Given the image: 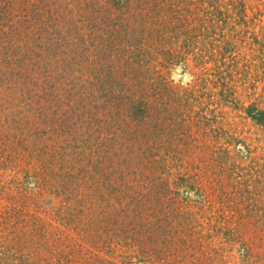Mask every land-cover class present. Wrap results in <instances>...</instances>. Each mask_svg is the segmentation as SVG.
<instances>
[{
	"label": "rangeland",
	"instance_id": "obj_1",
	"mask_svg": "<svg viewBox=\"0 0 264 264\" xmlns=\"http://www.w3.org/2000/svg\"><path fill=\"white\" fill-rule=\"evenodd\" d=\"M106 1L0 0V89L9 86L13 91H8L9 97H17L14 91L23 90L26 97L22 102L0 104V116L5 117L0 118V132L14 139L19 129L10 127L28 123L30 118L39 129V137L36 132L27 136L42 138L51 147L64 146L73 155L83 154L84 139L92 135L103 142L100 133L126 118L118 102L128 95V90L114 74V64L122 65L121 57L134 59V63L143 64L135 69L146 74L139 84L143 83V93L147 95L143 100L151 104L142 111L129 110L133 117L150 113L147 116L162 119L159 127L163 129L167 123L170 132L174 130L172 141L152 152L176 165L180 175L189 176L198 192L184 198L180 191L172 199L157 200L159 204L144 210L146 217L136 219L135 225L129 218L125 228L118 225L97 229L92 221H85L80 230H75L53 221L49 212L57 201L52 197L56 196L55 186L50 184L46 194L36 197V181L46 180L34 178L23 186L34 196L29 198H36L37 205L43 208L35 207L34 213L40 214L47 224L52 221L55 225L54 231L47 232L45 243H56L60 249L79 243L73 249L66 248L64 264L73 254L79 257L76 262L82 261L78 264H264V126L252 116L264 110V0H127L130 4ZM87 4L99 9L93 18L90 16L96 19L95 23L98 21L97 26L71 23L70 19L78 14L70 12L61 15L64 26L59 22V7L82 5L86 11ZM110 12L118 14L110 18ZM157 18L172 25L171 32L180 34L179 41L167 35L163 38L166 44H161V33L149 26L141 28L149 20L148 24L156 25L157 30L162 26ZM117 21L125 26L113 33L121 28L116 26ZM132 23L139 29L135 25L132 31L127 26ZM77 27L83 31L80 37L85 38L79 48L73 45L78 37ZM104 33L120 35L113 43ZM186 38L191 44L183 48ZM108 39L112 41L111 52L98 60ZM102 41L104 46L100 47ZM157 50L180 51L182 56L162 64L149 58L145 61V51ZM157 84L159 90L154 88ZM60 86L65 90L64 96L69 93L71 98L75 93L92 100L93 104L87 102V106L99 107L104 102L98 116L77 121L75 114L80 110H74L71 103L68 119L58 125L55 102L68 110V101L55 97ZM136 93L139 98L140 93ZM107 109L108 113L103 114ZM169 133L159 132L155 140ZM149 141L144 139L139 144L141 148L136 143L128 147H134V152H146ZM87 143L90 146L94 141L89 138ZM158 148L164 150L160 153ZM102 154L101 149L95 160ZM4 160L0 157L5 168L0 177L5 183L20 180L21 173L4 165ZM139 195L130 196L136 205ZM139 206H144V201ZM155 206L158 214H154ZM104 210L93 214L87 210L83 216L94 218ZM139 227L145 234L137 231ZM114 232L119 234L114 241L94 247L101 245L105 238L102 234ZM94 238L100 242H92ZM3 245L7 254L0 264H19L15 260L22 257L19 251L33 253L26 264H32V258L46 264H62L58 257L41 256L42 248L25 247L19 236Z\"/></svg>",
	"mask_w": 264,
	"mask_h": 264
},
{
	"label": "trees",
	"instance_id": "obj_2",
	"mask_svg": "<svg viewBox=\"0 0 264 264\" xmlns=\"http://www.w3.org/2000/svg\"><path fill=\"white\" fill-rule=\"evenodd\" d=\"M108 1L109 0H107L106 3ZM125 2L128 4L131 3V1L121 0V3ZM87 5L86 11L81 8L82 5H78L77 7L68 6L67 8L64 6L59 7L57 10L59 22L64 26V19H61V15L63 12H70L77 13V18H83L82 20H84L77 21V18L72 17L70 19L71 23H76L77 25L79 23H86L87 26L91 25L89 23H95L96 19H90V16L93 18V13L96 12L95 10L99 11V9L92 4ZM106 7L107 9L105 12L103 10V15L105 16L109 5L107 4ZM81 9L84 10V13ZM100 9V11H102L103 7H100ZM114 11H116V8ZM115 14L118 13L110 12V18ZM101 16L99 18H101ZM157 21L162 24L157 30L155 27L156 25L150 26V24H148L149 20L148 22H144L141 28L149 26L153 28L156 33H161L163 35L162 38H160L161 44H166L163 38L167 35L179 41L178 37L180 34L177 35L171 32L172 25L170 23L159 18H157ZM117 22L118 24L116 26H120L121 28L118 30L115 29L113 33L120 32L125 26L123 22ZM39 23H37V25L42 26L40 25L41 23ZM97 24L98 21L95 25L97 26ZM106 24L108 25L111 23L108 22ZM135 25V23H132L127 26L134 31ZM79 28L80 27H77L78 37H75L76 41L73 44L74 47L85 42V38L83 36L80 37V35H83V31ZM135 29H139V27L136 25ZM113 33L109 35L104 33V35L115 43V40L120 34ZM186 36H188V34ZM144 38L148 39L147 36H144ZM100 40L104 39L100 38ZM111 40L108 39V43H105L107 45L101 51L102 55L100 54L98 56V60L100 57L102 58L111 52L109 51L112 45ZM189 44H191V42L189 38H186L183 48ZM103 46L104 42L100 47ZM79 52L82 53V51ZM143 56L146 57L145 61H148L149 58L151 62L155 61L158 64H162V62L166 60L173 61L175 58H180L182 53L180 51L172 53L171 50L168 52L157 50L154 53L145 51ZM120 60L124 62L121 63L122 65L114 64L117 66L115 67L114 74L121 82L123 80V88L125 89L127 87L126 89L128 90V95L118 102L127 116L120 125H112L100 133L102 138H104L103 142H98V137L89 135L84 139L87 146L85 144L81 146L84 153L73 155L71 151L64 146L51 147L47 145L42 138L34 139L27 136L29 133L33 134L35 132L37 135L39 130L30 118H27L29 121L28 123L23 121L18 127L15 126V124L12 126L9 124L11 126L10 128L14 131L19 129L17 134L16 132L14 133V139L8 134L4 136V131L0 132V143L2 144L4 141V145H2L5 147L4 149L0 144V157L1 159H5L4 165H10L11 168L15 167L17 168L15 172L21 173V179L18 181L13 180L12 182L5 183L4 179L0 177V263L2 257H5L7 254L6 250L2 248L5 246L3 244L5 241L9 242L14 236H19L21 244L25 243V247L27 248H31L32 246H35V249L42 248L40 252L42 251L44 253L41 256L49 255L50 257H58L61 261L64 259V254L67 249H73L79 244L75 242V246L63 245L61 247L62 249H60L56 246V243H49L47 241L45 243L47 232L54 231L55 225L52 221L47 224V221L42 218L40 214L34 213V211H36L35 207H39L40 205H37L36 198L34 201L29 198L34 197L33 194H31V190L28 191L26 187H23L31 182V180L32 182L35 181L34 178L40 177L42 180H46L44 183L36 181V191L34 192L36 197L46 194L45 190L49 188L50 184L55 186L56 196L54 195L52 197L57 201L55 202L56 205L53 203L51 212H49L52 213L51 215L54 218L53 221L56 220L58 223L75 230H80V226L85 221H92L93 227L97 229L103 226L117 227L118 225L125 228V221L129 218L132 219L133 224L139 217L140 220L145 218L146 215L142 212L148 210V208L153 205L159 204L157 200L162 198L172 199L180 191L183 193L184 198H188L194 191L198 192V189L193 185V181L188 179L189 176L185 177L184 175H180L181 171L179 169L177 170L178 167L176 165L169 164L170 162L166 161L167 158L158 155L157 152H152L157 149V146H167L173 139L174 130L170 132L171 129L168 127L167 123L163 129L159 127L157 124L159 120L162 122V119L160 117V119H156L155 116H147L150 113L146 115L141 114L140 117H133L129 109L132 110L135 108L142 111L147 109V105L151 104L149 101L143 100V97L147 95L143 93V83L139 84L146 74L141 75L138 70L135 69V67L143 65L140 64L139 61L134 63V59L125 60L123 57H121ZM100 64L103 65V61H101ZM153 69L157 70L156 67H153ZM128 81L129 84L127 83ZM6 88L4 90L0 89V104L9 103L11 100L22 102L23 98H26L24 97L25 94H22L23 90L20 93L14 91V95L17 97H9L8 91L12 94L13 91L9 90V86ZM154 88L159 90V84L154 86ZM64 91L65 90L61 89L60 86L57 91L55 90L54 92L56 93V99H66L68 101L67 111L62 107V103L55 102V104L57 103L56 107L58 112L56 122L58 125H61L68 119L71 103H73L72 106L74 110H80L79 113L75 111L77 121L80 120V118L82 120H91L97 117L98 115L96 114L104 105V102H102L99 107L96 105L87 106V102L93 104V101H87V97L76 95L75 93H73V97L71 98L69 93L64 96L62 94ZM152 91H154V89H152ZM136 92L140 93L139 98ZM29 101L32 102L31 98ZM8 108L10 109V107ZM106 113H108V109L105 110L103 114ZM252 116L260 125L264 126V110L256 111ZM0 118L3 119L5 117L0 116ZM198 122H200L199 119H196L195 123L199 124ZM1 127L2 125H0V128ZM3 128H5V126H3ZM10 128L9 130H12ZM159 132L170 133L166 137L156 141L155 134ZM89 138H92L94 141L90 146L87 143ZM146 138L151 140L149 141L150 143H148L149 148L146 152L142 150L140 152H134V147H128L130 144L136 143L138 147L141 148L139 144ZM23 141L25 142L22 145L20 144V147L16 146ZM31 143L36 146L41 143L43 145L38 146L39 148H33ZM101 149L103 150L102 157L95 160V157L100 153ZM144 149L147 148L145 147ZM161 150H164V148L159 149L160 153ZM78 159L80 161H77ZM4 171L5 168H3V165L0 163V174H4ZM135 194H140V201L137 205L132 200V197H130ZM143 201L144 206H139ZM39 208L43 209L41 207ZM98 209L105 210L94 215L96 216L94 218L90 216L85 218L83 216V214H87L88 211H92L91 213L93 214ZM158 211L159 209L155 206L154 214H158ZM137 231L145 234L142 227H139ZM102 235L105 238L102 240L101 245L94 247L101 248L103 246L102 244H105L104 241H114L119 234L118 232H114L112 234L105 233ZM94 239L95 240H92V242L97 240L96 238ZM30 241L31 245L28 244ZM17 251L19 250L17 249ZM19 253L22 257H16L15 259L19 260V264H26L25 261L30 260L29 258L33 254H24L21 251H19ZM74 256L75 254L68 257L65 264L82 263V261L76 262L79 257ZM35 257H38V255ZM83 261L86 263L85 260ZM31 262H33L32 264H46L44 261L37 258H32ZM62 264H64V261H62Z\"/></svg>",
	"mask_w": 264,
	"mask_h": 264
}]
</instances>
